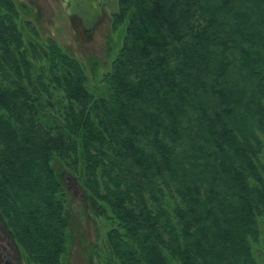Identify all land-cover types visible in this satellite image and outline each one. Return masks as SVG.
Instances as JSON below:
<instances>
[{"label": "trees", "instance_id": "trees-1", "mask_svg": "<svg viewBox=\"0 0 264 264\" xmlns=\"http://www.w3.org/2000/svg\"><path fill=\"white\" fill-rule=\"evenodd\" d=\"M115 1L91 90L0 0V222L28 264H63L60 163L106 213L101 263L264 264V0Z\"/></svg>", "mask_w": 264, "mask_h": 264}, {"label": "rangeland", "instance_id": "rangeland-1", "mask_svg": "<svg viewBox=\"0 0 264 264\" xmlns=\"http://www.w3.org/2000/svg\"><path fill=\"white\" fill-rule=\"evenodd\" d=\"M13 1L21 20L34 24L42 40L53 38L67 54L82 63L89 88L97 90L99 79L110 68L120 44V33L113 30L111 19V13L117 7L116 1H106L102 8L103 16L91 32L83 31L80 22L67 14L61 0ZM55 167L62 174L67 208L72 217L69 247L63 264H104L98 253L104 252L102 235L107 227L106 213L63 165L56 163ZM0 264H28L1 222Z\"/></svg>", "mask_w": 264, "mask_h": 264}, {"label": "water", "instance_id": "water-1", "mask_svg": "<svg viewBox=\"0 0 264 264\" xmlns=\"http://www.w3.org/2000/svg\"><path fill=\"white\" fill-rule=\"evenodd\" d=\"M67 14L78 19L85 32L93 31L103 16L102 0H61Z\"/></svg>", "mask_w": 264, "mask_h": 264}, {"label": "flooded vegetation", "instance_id": "flooded-vegetation-1", "mask_svg": "<svg viewBox=\"0 0 264 264\" xmlns=\"http://www.w3.org/2000/svg\"><path fill=\"white\" fill-rule=\"evenodd\" d=\"M15 3V2H14ZM62 3V2H61ZM64 6V5H63ZM17 8V7H16ZM18 10V9H17ZM66 11V10H65ZM18 15H19V12H18ZM69 15V14H68ZM70 16V15H69ZM72 17V16H71ZM74 18V17H72ZM76 19V18H75ZM78 20V19H77ZM19 27L20 29L23 31L24 35L25 36H29L30 35V32H29V29H28V25L30 24L29 22L25 23L24 21L21 20V17L19 15ZM79 21V20H78ZM80 22V21H79ZM51 38V37H50ZM53 39V38H52ZM54 40V39H53ZM7 262V261H6Z\"/></svg>", "mask_w": 264, "mask_h": 264}]
</instances>
